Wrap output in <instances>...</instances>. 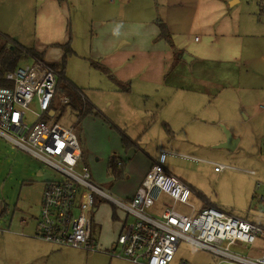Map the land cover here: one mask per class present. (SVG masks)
I'll return each mask as SVG.
<instances>
[{
  "label": "crops",
  "instance_id": "0c3cea01",
  "mask_svg": "<svg viewBox=\"0 0 264 264\" xmlns=\"http://www.w3.org/2000/svg\"><path fill=\"white\" fill-rule=\"evenodd\" d=\"M15 1L21 7L31 5V0ZM31 15L16 13L12 26L19 32L0 19V36L9 42L8 47L36 49L44 53L43 60L55 65L61 63L63 55L58 46L69 41L73 57L85 61L82 70L72 72L70 78L64 72V81L98 114L91 116L105 120L121 133L118 151H124V156H116L126 163L122 183L129 187L126 199L135 194L147 171L158 163L162 150L173 153L166 160L175 156L193 159L167 147L186 149L195 140L221 145L226 140L222 127L237 140L234 150L225 148L227 153L240 150L244 153L241 158L249 157L244 147L245 127L255 120L264 125V0H36ZM161 24L167 27L169 40L162 38ZM175 52L183 55L172 67ZM95 64L106 71L94 68ZM95 78L100 83H95ZM58 108L57 114L68 111L75 117L72 127L76 129L79 111ZM123 139L130 140L128 147ZM154 149L157 155L151 156ZM87 156L85 152L84 162L89 168ZM135 157H139L137 162ZM205 163L214 168L222 164ZM223 165L228 166L223 171L254 175V171ZM166 172L186 183L198 198L220 209L192 183ZM171 203L161 194L153 215L159 216ZM6 209L7 205L0 208V216ZM96 211L92 243L109 259L133 263L107 254L123 231L125 216L114 211V225L107 229L110 236L104 238ZM19 225L21 229L27 227L29 220L21 217ZM34 231L35 237L36 227Z\"/></svg>",
  "mask_w": 264,
  "mask_h": 264
},
{
  "label": "built area",
  "instance_id": "2783aa9c",
  "mask_svg": "<svg viewBox=\"0 0 264 264\" xmlns=\"http://www.w3.org/2000/svg\"><path fill=\"white\" fill-rule=\"evenodd\" d=\"M30 61L0 77V138L57 169L65 178L46 183L37 218V239L52 246L100 253L102 249L92 243L93 212L100 197L126 215L123 231L107 252L112 258L136 264H171L183 241L218 257L217 264H264V228L204 200L202 207L191 203L193 190L163 166L166 157L173 155L169 151H161L158 163L147 171L129 199L112 198L92 183L75 128L52 122L56 107H72L70 96L57 91L61 77L49 62L35 57ZM227 168L215 164L216 172ZM77 169L83 170L81 176L76 174ZM161 194L172 203L155 216L152 210ZM239 244L253 249L261 246L262 253L250 257L232 250Z\"/></svg>",
  "mask_w": 264,
  "mask_h": 264
},
{
  "label": "rangeland",
  "instance_id": "374dc122",
  "mask_svg": "<svg viewBox=\"0 0 264 264\" xmlns=\"http://www.w3.org/2000/svg\"><path fill=\"white\" fill-rule=\"evenodd\" d=\"M35 5L36 0H31V5L27 7L18 6L15 0H0V19L4 20L10 29L14 28L12 24L15 22L16 13L22 15L25 12L30 17L35 10ZM16 30L21 31L19 28H14V31ZM73 56L72 54L67 58L64 70L68 78L71 77L72 72L81 71L85 64L84 60ZM32 57L23 58L19 66L31 62ZM52 65L56 69L57 64ZM95 83H100L99 78H95ZM65 84L66 81L63 79L57 90L59 94H62L61 88ZM35 108L34 104L32 109ZM74 120L75 117H70L66 111L59 112L53 117L52 122L70 128L74 123L76 124ZM81 121L74 131L80 138L83 152L88 153L87 165L91 169L92 183L112 198L126 200L125 194L129 187L122 184L126 177L115 179L107 167L113 155L124 156V151H118L120 150L118 138H122L118 135L119 130L105 120L91 115ZM222 132L224 133L223 127ZM245 132L247 143L244 147L247 149L245 154L249 156L248 158H241L243 152L240 150L234 154L227 153L225 148H217L219 145H214L207 140H195L186 149L164 146L180 155L191 156L193 159L168 157L163 166L173 175L192 183L221 211H227L236 218L239 217L264 228V125H258V121L255 120L245 127ZM139 153L142 154V152ZM153 155H157V149L151 152V156ZM135 158L137 162L139 157ZM145 158L150 162L147 156ZM206 160L254 171V175H248L239 170H222V173H217L212 165L205 163ZM82 173V169L76 170L77 175L81 176ZM63 180H65L64 176L57 169L49 167L36 157L0 138V208L7 205L6 213L0 216V264H124L121 260L109 259L101 252L92 253L73 247L58 248L34 237L35 219L40 210L41 196L46 183ZM191 203L197 207L203 205L202 199L195 194L191 198ZM96 205L95 219L103 225L104 235L102 237L108 238L110 234L107 229L111 230L114 225V209L121 217L126 215L117 210L116 205L107 199L98 197ZM21 217L29 220V225L22 229L19 225ZM21 235H25L26 238L21 239ZM261 248V246H256L253 249L239 244L232 250L255 257L262 253ZM174 258L171 264H217L220 260L211 253L183 241L179 242Z\"/></svg>",
  "mask_w": 264,
  "mask_h": 264
},
{
  "label": "trees",
  "instance_id": "16d2710c",
  "mask_svg": "<svg viewBox=\"0 0 264 264\" xmlns=\"http://www.w3.org/2000/svg\"><path fill=\"white\" fill-rule=\"evenodd\" d=\"M161 29H162L161 31L162 38L169 40L170 36L167 30V27L161 24ZM5 39L6 38L2 37V35L0 36V77H2V75L6 72L15 70L19 66L21 60L28 56L29 57L33 56L35 58L43 60L44 53H40L36 49L26 50L18 46L14 47L10 45V47H7L9 42H7ZM58 47L63 51V55L61 58L62 61L59 65H56L57 70L55 69L53 65L52 66L54 70L56 71L57 75L61 77V79L59 80V84H58V87H59L61 81L64 79V70L66 67L67 58L73 54V50L71 48V44L69 41L63 44V46L59 45ZM182 55L183 53L181 52H175V55H174L175 62L173 63L172 67L175 66V64L179 60L182 59ZM95 67L100 69L103 72L106 71L104 67L99 66L97 64L94 65V68ZM61 91L63 93L65 92L67 95L70 96L73 110H78L81 112V114L79 115V118L77 119L78 125L81 124L82 122L81 120L84 119L86 116L98 115L97 113L96 114L94 113L93 109L90 106L83 104V101L81 99V96L79 95L78 90H75L65 84V86L61 88ZM123 143L125 147H128L130 140L127 141V139H123ZM125 166H126L125 162H123L118 156L113 155V157L109 159L107 167L112 177H114L115 179H121L125 177V172H126ZM114 218H115V213H114Z\"/></svg>",
  "mask_w": 264,
  "mask_h": 264
},
{
  "label": "water",
  "instance_id": "95a60500",
  "mask_svg": "<svg viewBox=\"0 0 264 264\" xmlns=\"http://www.w3.org/2000/svg\"><path fill=\"white\" fill-rule=\"evenodd\" d=\"M184 59L188 61V56H184ZM224 133L226 135V140L225 142L221 143L217 148H226L229 150H234V147L236 145L237 140L233 138L231 133H229L227 130L224 129Z\"/></svg>",
  "mask_w": 264,
  "mask_h": 264
}]
</instances>
